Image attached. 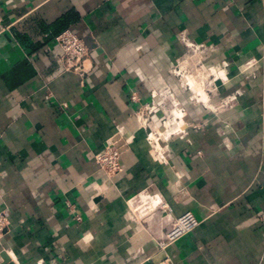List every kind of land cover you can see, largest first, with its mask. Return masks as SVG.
Here are the masks:
<instances>
[{
  "label": "crops",
  "instance_id": "0c3cea01",
  "mask_svg": "<svg viewBox=\"0 0 264 264\" xmlns=\"http://www.w3.org/2000/svg\"><path fill=\"white\" fill-rule=\"evenodd\" d=\"M0 13V264H264V0H0ZM65 29L88 47L84 73L63 68ZM177 65L210 87H184ZM154 90L185 108L182 135L148 139L163 109L147 127L136 111ZM109 140L110 177L94 161ZM159 201L199 221L163 249Z\"/></svg>",
  "mask_w": 264,
  "mask_h": 264
},
{
  "label": "built area",
  "instance_id": "2783aa9c",
  "mask_svg": "<svg viewBox=\"0 0 264 264\" xmlns=\"http://www.w3.org/2000/svg\"><path fill=\"white\" fill-rule=\"evenodd\" d=\"M2 20L3 18L0 13V28L2 26ZM53 42L61 51L60 60L64 70L77 73H84L88 70V67L85 65V60L88 57V47L82 38L69 29H65L53 37ZM184 45L190 54H195L206 48L204 43H194L192 41H184ZM173 73L183 80V86L188 89L196 90V87H192L190 84V79H193L197 86L203 88L210 87L211 85L210 79L199 74L196 67L188 69L182 65H177L173 69ZM150 96L152 98L151 102L143 104L136 111L137 120L142 126H149L152 114L159 108L163 109L164 118L161 127L154 129V134L149 131L147 135L148 139L152 140L155 135L165 137L182 135L184 125L183 118L186 115V110L174 97L173 93L170 90H166L164 93L154 90L150 92ZM156 98H158L159 101H156ZM131 99L136 100L137 96L132 94ZM164 99H168L169 103L166 104ZM176 112L179 113L180 116H176ZM166 122H169L168 127L165 126ZM120 155L121 150L117 142L115 140H109L104 145L102 151L94 154V161L102 172L110 177L122 169ZM158 204L168 216L171 212L169 204L162 201H159ZM74 217L76 220H80L78 213H75ZM169 220L170 227L165 234V238L158 243L159 247L162 249L177 241L182 236L190 233L199 223L197 218L190 211L184 212L177 217H170L169 215ZM9 225L10 221L8 216L4 212H0V234L7 231Z\"/></svg>",
  "mask_w": 264,
  "mask_h": 264
},
{
  "label": "bare ground",
  "instance_id": "6f19581e",
  "mask_svg": "<svg viewBox=\"0 0 264 264\" xmlns=\"http://www.w3.org/2000/svg\"><path fill=\"white\" fill-rule=\"evenodd\" d=\"M190 84L192 85V87H194V86H193V83L191 82V79H190ZM175 115H176V116H180V114L177 113V112L175 113ZM168 123H169V122H166V123H165V126L168 127Z\"/></svg>",
  "mask_w": 264,
  "mask_h": 264
},
{
  "label": "water",
  "instance_id": "95a60500",
  "mask_svg": "<svg viewBox=\"0 0 264 264\" xmlns=\"http://www.w3.org/2000/svg\"><path fill=\"white\" fill-rule=\"evenodd\" d=\"M3 264H15L13 261H10V260H5Z\"/></svg>",
  "mask_w": 264,
  "mask_h": 264
}]
</instances>
